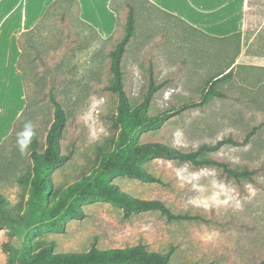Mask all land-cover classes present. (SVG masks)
I'll return each instance as SVG.
<instances>
[{
	"label": "rangeland",
	"instance_id": "1",
	"mask_svg": "<svg viewBox=\"0 0 264 264\" xmlns=\"http://www.w3.org/2000/svg\"><path fill=\"white\" fill-rule=\"evenodd\" d=\"M127 1L136 7L134 35L121 63L130 109L151 78L164 86L146 109L149 118L199 102L205 81L233 60L234 38L189 28L146 0H0V193L22 211L29 187L16 178L31 164L26 135L30 131L43 142L54 118L51 94L65 117L60 151L71 155L50 172V204L69 183L99 168L102 152L115 150L118 94L106 87L113 81L110 52L123 35ZM227 13L233 32H242L238 66L214 83L228 97L173 111L158 127L136 130L132 141L188 150L228 136L241 140L256 126L246 144H225L208 155L233 166L264 164V56L254 55L264 54V0L229 1ZM141 165L158 180L118 174L111 181L134 197L158 199L175 213L200 219L168 220L157 210L125 218L118 205L84 202L85 216L66 219L62 231L50 222L29 228L26 251L43 243H52L55 252L142 243L161 252L172 247L173 264H253L264 257V173L235 182L213 166L167 158ZM7 234L0 229V264H29L24 250L12 256L1 250Z\"/></svg>",
	"mask_w": 264,
	"mask_h": 264
},
{
	"label": "trees",
	"instance_id": "2",
	"mask_svg": "<svg viewBox=\"0 0 264 264\" xmlns=\"http://www.w3.org/2000/svg\"><path fill=\"white\" fill-rule=\"evenodd\" d=\"M125 6L124 32L110 52V70L113 81L106 87L118 94V108L113 124L114 128L119 129L115 150L102 152L100 167L94 169L89 176H82L69 183L58 194L56 200L50 204L47 199L55 191L50 179V172L63 165L71 155V153L60 151V135L65 117L59 102L51 94L50 100L54 104V118L46 131L43 142L38 140L30 131L27 132L26 138L28 139L31 164L25 173H21L16 178L20 186L29 187V198L25 211H22L18 205H11L6 197L0 193V229L5 228L8 231L7 238L1 242V250L11 256L24 250L29 264H173L170 261L172 247L168 251L161 252L149 250L142 243L107 248H98L92 244L87 250L80 252H55L52 243H43L36 251L31 253L26 251L29 243L26 240V233L29 228L36 224L50 222L53 226L56 225L58 231H62L66 219H81L85 216L81 208V204L84 202L101 200L118 205L122 207L125 218L132 213L157 210L165 215L168 220L200 219L198 215L175 213L161 200L134 197L121 190L111 181L118 174H124L145 182L157 181L158 178L147 171L141 165V161L167 158L178 162H189L195 168L213 166L235 182L242 179H253L255 175L264 173V164L253 168L233 166L228 162L208 155L209 152H213L225 144H246L255 133L256 126L249 130L241 140L228 136L212 144L202 143L196 148L188 150L159 141L134 142L131 140L136 130L146 124L158 127L165 118L172 115L173 111L200 105L207 102L212 96L228 97L227 94L215 88L214 83L230 77L238 66L234 62L240 52L242 32L236 31L228 36L216 37L219 40L234 38L236 43L235 56L224 71L213 74L205 81L204 93L201 95L202 100L183 103L177 109L171 108L165 111V114L161 117L149 118L146 109L155 92L162 88L164 83H156L151 78L143 99L133 110L130 109L122 83L121 63L127 46L134 35L136 7L131 1H127ZM60 20L65 23L63 16ZM254 55L264 56V54L259 53ZM226 70L227 72H225ZM31 75L35 76V73ZM23 114L17 119L18 122L22 119ZM253 264H264V257Z\"/></svg>",
	"mask_w": 264,
	"mask_h": 264
},
{
	"label": "crops",
	"instance_id": "3",
	"mask_svg": "<svg viewBox=\"0 0 264 264\" xmlns=\"http://www.w3.org/2000/svg\"><path fill=\"white\" fill-rule=\"evenodd\" d=\"M146 1L155 9L167 15L171 20H177L185 26L202 33L209 35L219 34V37L234 33L232 26L228 23L229 17L227 13L228 2L232 0Z\"/></svg>",
	"mask_w": 264,
	"mask_h": 264
}]
</instances>
